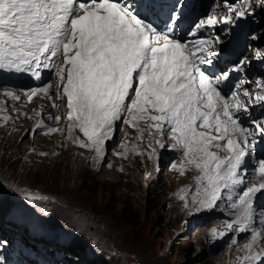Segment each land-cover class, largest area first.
Masks as SVG:
<instances>
[{"label": "snow or ice", "instance_id": "6c2138e0", "mask_svg": "<svg viewBox=\"0 0 264 264\" xmlns=\"http://www.w3.org/2000/svg\"><path fill=\"white\" fill-rule=\"evenodd\" d=\"M228 7L237 18L246 15L244 9ZM169 19L175 23L179 16ZM232 19L231 14L222 21L210 15L195 27L199 30L218 22L228 24ZM171 31L169 28L161 33L119 0H0V69L30 72L37 80L41 79V67L55 69L59 82L56 96L67 97V119L72 122L69 133L78 127L87 142H75L93 148L98 157L103 156L104 142L122 114L128 116L124 123L138 128L141 121H146L147 128L155 129L161 137L167 124L173 147L180 146L185 163L199 172L195 179L204 194L199 204L211 208L222 189L230 190L227 198L232 201L231 190L245 184L247 169L243 166L249 137L254 133L234 118L235 112L247 111L238 92H232L228 99L217 89V85L230 80V73L224 71L213 79L197 65V61L211 62L204 56L212 55L214 39L218 38L183 43L169 38ZM255 58L264 59V52L257 50ZM242 70V63L232 69ZM51 87L45 84L25 95L29 100L39 93L51 98ZM258 88L264 91V83L258 82ZM4 95L20 98L11 91ZM243 96L251 99L247 91ZM255 99L264 101V95L257 94ZM36 127H43L42 122ZM255 129L264 135V124L256 122ZM138 130V139H143V130ZM156 143L164 147L162 140ZM122 147L126 153L127 147ZM155 155L153 149L149 158ZM180 171L183 174V165ZM253 171L260 182H249L231 204L235 225L241 232L247 231L254 220L256 194L264 192V160ZM259 222L264 225V211ZM212 233L216 235L217 230ZM262 237L264 230H253L251 242L244 246V264L264 260V248L256 250L264 243Z\"/></svg>", "mask_w": 264, "mask_h": 264}, {"label": "rangeland", "instance_id": "374dc122", "mask_svg": "<svg viewBox=\"0 0 264 264\" xmlns=\"http://www.w3.org/2000/svg\"><path fill=\"white\" fill-rule=\"evenodd\" d=\"M241 5L257 19L264 8L261 0ZM263 31L264 23L258 32L261 38ZM3 98L0 95V103ZM14 107L12 103L9 108ZM16 113L14 123L0 124V191L3 186L11 188L9 197L0 194L1 205L17 207L18 194L55 216L72 231L75 243L89 247L73 251L89 264L98 263L96 259L90 263L88 252L100 255V264H231L223 247L206 245L212 224L201 222L192 209L194 200L187 191L192 169L186 167L184 175L180 171L184 154L165 166L161 156L150 159L158 145L138 125L146 138L138 139L137 127H123L120 148L114 146L108 160L99 162L93 148L75 142H85L82 133L70 134L66 125L56 135L32 133L28 128L34 113L26 109ZM177 197L181 201L175 204ZM2 222L7 224L8 219ZM81 239L92 243L96 252Z\"/></svg>", "mask_w": 264, "mask_h": 264}, {"label": "trees", "instance_id": "16d2710c", "mask_svg": "<svg viewBox=\"0 0 264 264\" xmlns=\"http://www.w3.org/2000/svg\"><path fill=\"white\" fill-rule=\"evenodd\" d=\"M81 178V177H80ZM1 188V187H0ZM4 189V190H3ZM10 187H7V186H3V188L1 189V191H0V194L1 195H6V196H8L9 197V192H10ZM4 191L6 192V193H4ZM16 196V195H15ZM180 198L181 197H177L176 198V201H175V204L177 203V202H180L181 200H180ZM8 204H4V205H1V203H0V210H2V211H13V212H29L27 209H22V208H18L17 209V207H15L14 205H10V206H8ZM130 215H132V214H130ZM130 217H132V216H130ZM130 220V219H129ZM128 220V221H129ZM56 225V224H55ZM75 237L74 238H72V240H71V246H72V248H74V249H77V250H82V251H86L87 249H89V247H87V246H85V245H83L82 243H80L79 241H76V242H79V244H77V243H75ZM96 257V262L98 263V264H100V262L103 260L102 258H101V256L100 255H95Z\"/></svg>", "mask_w": 264, "mask_h": 264}, {"label": "bare ground", "instance_id": "6f19581e", "mask_svg": "<svg viewBox=\"0 0 264 264\" xmlns=\"http://www.w3.org/2000/svg\"><path fill=\"white\" fill-rule=\"evenodd\" d=\"M249 62H251V59H249ZM261 72V71H260ZM71 250H72V252L75 250V252H78V251H82V250H77V249H74V248H72V246H71ZM82 252H84V251H82ZM79 254L81 255V253L79 252ZM85 255H86V253H85ZM88 257H91L92 259L90 260V263L92 262V263H95L96 261H95V255H93L92 253H90V252H88ZM95 261V262H94Z\"/></svg>", "mask_w": 264, "mask_h": 264}, {"label": "clouds", "instance_id": "9594fccd", "mask_svg": "<svg viewBox=\"0 0 264 264\" xmlns=\"http://www.w3.org/2000/svg\"><path fill=\"white\" fill-rule=\"evenodd\" d=\"M263 33V32H262ZM262 35V34H261ZM261 37V36H260ZM262 39H264V34H263V36H262ZM207 242V241H206ZM208 243V242H207ZM207 245V244H206Z\"/></svg>", "mask_w": 264, "mask_h": 264}]
</instances>
